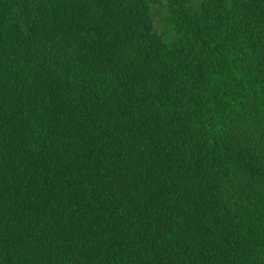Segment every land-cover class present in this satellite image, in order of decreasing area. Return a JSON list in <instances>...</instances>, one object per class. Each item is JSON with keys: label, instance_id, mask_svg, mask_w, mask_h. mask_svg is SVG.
<instances>
[{"label": "trees", "instance_id": "trees-1", "mask_svg": "<svg viewBox=\"0 0 264 264\" xmlns=\"http://www.w3.org/2000/svg\"><path fill=\"white\" fill-rule=\"evenodd\" d=\"M0 264H264V0H0Z\"/></svg>", "mask_w": 264, "mask_h": 264}, {"label": "rangeland", "instance_id": "rangeland-1", "mask_svg": "<svg viewBox=\"0 0 264 264\" xmlns=\"http://www.w3.org/2000/svg\"><path fill=\"white\" fill-rule=\"evenodd\" d=\"M156 17H155V22H156V26L161 27L163 24V19L160 17V13L157 12L155 13Z\"/></svg>", "mask_w": 264, "mask_h": 264}]
</instances>
